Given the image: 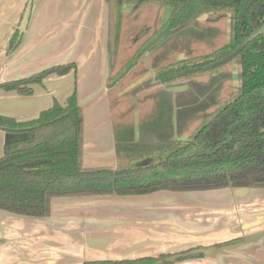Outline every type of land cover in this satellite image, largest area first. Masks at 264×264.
Wrapping results in <instances>:
<instances>
[{"label":"crops","instance_id":"crops-1","mask_svg":"<svg viewBox=\"0 0 264 264\" xmlns=\"http://www.w3.org/2000/svg\"><path fill=\"white\" fill-rule=\"evenodd\" d=\"M29 1L0 0V83L26 79L55 65L74 67L32 84L31 95L0 89V115L16 121L33 120L54 101L64 105L75 91L82 113L81 166L85 169L106 167L117 171L126 160L132 164L150 156L159 144L187 140L203 117L194 123L190 100L185 97L195 83L206 85L202 80L194 81L197 77L211 73L160 83L154 72L210 52L187 57L186 51H181L173 61L159 65L154 53L175 32L142 53L123 76L110 80L165 23L169 7L117 5L107 0H31L26 27L20 30ZM147 14L154 23L145 20ZM124 16L132 24L139 23L135 31H131V24L126 32ZM119 17L121 27L113 37L116 31L111 33L109 21ZM154 24L158 27L150 32ZM137 31L142 32L136 35ZM15 33L18 43L11 48ZM166 105L169 114L164 110L167 116L160 131L152 130L148 124L140 129L141 118L147 122L155 116V108L165 109ZM127 107L135 119L129 140L120 129L117 132ZM204 108L193 109L199 114ZM25 135L0 129V156L7 142ZM161 135L167 140L158 138ZM142 145L150 148L143 149ZM219 189L54 196L49 201V214L43 217L0 209V264H83L160 255L165 258L196 248L203 249L198 256L160 264H264V216L256 214L264 202L260 209L252 211L244 208L251 203L235 199L223 205L214 200ZM251 226L257 229L247 230ZM245 237L251 241L242 242Z\"/></svg>","mask_w":264,"mask_h":264},{"label":"trees","instance_id":"trees-1","mask_svg":"<svg viewBox=\"0 0 264 264\" xmlns=\"http://www.w3.org/2000/svg\"><path fill=\"white\" fill-rule=\"evenodd\" d=\"M112 4L158 5L170 15L112 77L115 81L145 51L186 28L201 14L228 15V41L212 52L158 68L155 80L171 83L214 73L232 61L238 66V86L232 100L205 115L185 141L169 140L159 148L160 159L132 163L126 171L81 166L82 113L75 91L64 105L57 101L36 119L16 121L0 115V129L25 137L7 142L0 156V209L28 216L49 214L54 196L116 193L145 194L160 189L208 190L231 187L264 188V0H107ZM17 45V34L12 38ZM232 52L234 54L228 57ZM224 58H227L224 61ZM73 64L55 65L26 79L0 83V89L31 95L34 83L52 73L65 74ZM109 80V81H110ZM110 81V82H111ZM237 111L224 135L214 144L201 143L209 126L227 110ZM162 168L163 170H160ZM157 170V171H155ZM154 171L150 176L145 172ZM42 176L43 181L23 177ZM115 176L113 182L67 183V178ZM200 254H197V256ZM164 255L133 260L88 261L83 264H157Z\"/></svg>","mask_w":264,"mask_h":264},{"label":"rangeland","instance_id":"rangeland-1","mask_svg":"<svg viewBox=\"0 0 264 264\" xmlns=\"http://www.w3.org/2000/svg\"><path fill=\"white\" fill-rule=\"evenodd\" d=\"M145 12L152 13V10L145 9ZM216 16H217L216 14L203 13L200 17H198L193 23L189 24L186 28L179 30L175 34L171 35L166 40V42L163 43L164 45L162 44L161 48L158 49V51L154 53V57L157 63L159 65H162L170 61H173L176 58V55L180 53L181 51L183 52L186 51V55L188 57V56L212 52L213 50L224 45L229 38V29H230L229 21L230 20L228 16H223L219 18H217ZM144 18L145 16L142 19L144 20ZM145 20L147 22L148 20L151 21L149 14H147ZM151 22L154 23L153 21ZM123 23L126 25V28H127L126 32H128L129 31L128 27L132 24L131 19L128 16H124ZM138 24L139 23L137 21L133 22L131 31H135ZM120 25H121L120 17L118 18V20L117 18H115V21L114 20L112 21L110 18V21H109V27L111 28L110 31L111 33L114 30L116 31L115 34H113V37H117L118 30L121 27ZM157 27L158 26L149 28L150 32H153ZM142 31H137L136 35H138ZM124 33H125V30H124ZM120 35H122L121 32H120ZM237 70H238L237 64L235 62L230 61L226 63L222 67V69H220L217 72V74L215 75H212V73L207 74V75L205 74L206 76L199 75L200 77H197V79L194 80L196 82L198 80L199 81L202 80L204 81V83L206 82V85H202L198 83H195L194 85H192L193 86L192 90L190 91L189 95L185 97L188 101L190 100V105H191L190 114H191V117L195 116L194 119L192 118L194 123H198L202 119V117L204 118V116L209 114L211 111H215V109L221 107L225 102L232 100L234 93L238 86V81L236 77ZM213 78H216V80H214ZM209 80L211 81L209 82ZM159 95H161V93ZM159 105L160 104L156 105L155 107H159ZM163 107L165 109L155 108L154 109L156 113L155 116H152V118L147 120V122H144L143 119L141 118L140 129L143 130L142 129L143 125L148 124L151 126L152 130L158 129L160 131V129H162L161 124H165L164 117L167 116V114H169L167 113L169 111L168 106L166 105ZM203 107H205L204 108L205 110L202 113L200 112L199 114L195 113L194 111L195 108H203ZM164 110H165V113H167L166 115L163 114ZM192 111L194 112L191 113ZM185 112H188V111H185ZM232 116H233L232 113L228 115V110L226 111V113L221 114L220 117H223L222 118L223 120H220V122L218 123L219 125L214 128L215 129L214 133L216 134L217 132H220L223 128L222 126L223 122L230 120ZM121 119H122V123H120V128L117 129V132L119 133V129H120L123 137L129 140L128 138L132 132V127L134 125L133 123L135 120L134 114L132 113L131 108L129 107L126 108V111L124 115L121 116ZM225 131L220 135V137L224 135ZM158 138L160 139L165 138V141L167 140V137L163 135L159 136ZM216 140H219V138ZM209 143L214 144L213 141L204 139L203 144L208 145ZM161 145L162 144H159L155 152H152L150 156H146V158L150 157V159L154 160V162H158V160L160 159L159 148ZM141 147L143 149H148L146 147H149V146L142 145ZM132 149L133 147H131L130 149L127 148L125 152L127 151L129 152ZM132 155L137 156L136 153H132ZM124 162H125L124 166L122 164L120 165L119 171H126L131 165V164H128L129 160H126ZM221 189H219V195L215 196L214 200L218 201L219 203H222L223 205L225 204L226 201L235 199L239 203L241 202L251 203L250 206L244 207L246 210L250 209L252 211L253 208L260 209L259 206H263L262 203L264 202V188L247 186V187H235L234 189H228V188L227 189L221 188ZM242 209L239 211H242ZM248 213H245V214L249 216ZM256 214L257 216H262V215L264 216V207L261 209V212H257ZM257 216H254V217H257ZM258 228H261V226H259ZM248 229H257V228L256 227L254 228V226H251V228H247V230ZM259 232L261 231L259 230ZM246 241H251V240H242V242H246Z\"/></svg>","mask_w":264,"mask_h":264},{"label":"water","instance_id":"water-1","mask_svg":"<svg viewBox=\"0 0 264 264\" xmlns=\"http://www.w3.org/2000/svg\"><path fill=\"white\" fill-rule=\"evenodd\" d=\"M30 3H31V0L28 2L27 4V7L25 8V11L23 13V16H22V20H21V23H20V30H23L25 27H26V24H27V20H28V17H29V13H30ZM234 54V52H232L228 57H231L232 55ZM227 58H224V61L226 60ZM233 113H237V111H233ZM223 118V117H222ZM231 122H233V117L230 118V120H227V121H224L223 122V128L221 131H225L226 130V127L227 125H229ZM215 124H216V121H214L212 123V126H210L208 128V130L206 131V134L209 132H214L215 131ZM26 136V135H25ZM205 136V133L203 135V137ZM160 170H163L162 168H160ZM157 171V170H155ZM154 171H147L145 172V175L146 176H150L151 174H153ZM23 179L25 181H37V182H42L43 181V177L42 176H30V175H25L23 177ZM109 180L110 182H113L115 180L114 177H107V176H101V177H95V178H83V177H80V178H67L65 179V182L67 183H78L80 181H91V182H99V181H107ZM243 240H247V238H243ZM203 251L202 248H196V249H192V250H189L187 252H184V253H180V254H173V255H170V256H167L165 258H162L161 260H158L157 263H162V262H173L175 261L176 259H179V258H184V257H188V256H192V255H195V254H199Z\"/></svg>","mask_w":264,"mask_h":264},{"label":"flooded vegetation","instance_id":"flooded-vegetation-1","mask_svg":"<svg viewBox=\"0 0 264 264\" xmlns=\"http://www.w3.org/2000/svg\"><path fill=\"white\" fill-rule=\"evenodd\" d=\"M231 113H232V115H234L232 109H229V110H228V115L231 114ZM232 117H233V116H232ZM220 120H223L222 117H220V119L218 118V119L216 120L215 127L219 125L218 123L220 122ZM222 125H223V124H222ZM211 126H212V124H211ZM209 127H210V126H209ZM220 132H221V131H220ZM220 132H217L216 134H215L214 132H209V131H208V133L206 134V132H205V136L202 138L201 143H203L204 139H208L209 141H213L214 143H216V142L218 141V140H216V139L220 138V135L223 133V131H222L221 133H220ZM218 136H219V137H218Z\"/></svg>","mask_w":264,"mask_h":264}]
</instances>
